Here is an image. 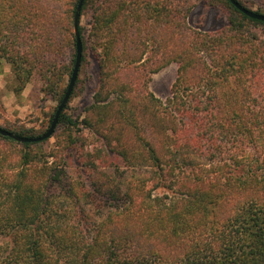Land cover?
<instances>
[{
	"label": "trees",
	"instance_id": "obj_1",
	"mask_svg": "<svg viewBox=\"0 0 264 264\" xmlns=\"http://www.w3.org/2000/svg\"><path fill=\"white\" fill-rule=\"evenodd\" d=\"M78 1L0 0L14 93L35 77L57 102L41 132L0 128L47 131L75 63ZM235 1L264 15V0ZM206 5L226 25H190V0L84 1L71 95L95 78L91 103L79 118L66 104L47 140L0 135V264H264V22ZM171 63L159 99L151 75Z\"/></svg>",
	"mask_w": 264,
	"mask_h": 264
},
{
	"label": "rangeland",
	"instance_id": "obj_2",
	"mask_svg": "<svg viewBox=\"0 0 264 264\" xmlns=\"http://www.w3.org/2000/svg\"><path fill=\"white\" fill-rule=\"evenodd\" d=\"M194 8L189 16L190 25L200 28L203 31H216L227 23V18L220 10L206 5V0H190ZM256 2V1H255ZM253 6L252 10H256ZM85 18L82 19V23ZM177 65L169 64L157 73L151 75L149 83L150 91L159 99H164L170 89L172 82L176 77ZM89 73L95 76L94 68ZM83 75H80L82 78ZM13 76L10 66L0 59V126H23L34 128L36 132H41L47 128V119L51 112L57 106V102L46 97L41 91V82L38 78H32L25 86L23 91L16 95L13 91ZM96 88L95 78L85 83L84 88L77 90L71 95L66 113L75 117H82L85 107L91 103L93 91ZM61 129H56L59 135ZM84 133L89 134L88 131ZM90 135V134H89ZM88 136V135H87ZM55 138H51L47 145L51 148ZM91 146L87 147L82 153L89 151ZM77 168L75 162L67 167L68 177L73 179L77 177Z\"/></svg>",
	"mask_w": 264,
	"mask_h": 264
},
{
	"label": "water",
	"instance_id": "obj_3",
	"mask_svg": "<svg viewBox=\"0 0 264 264\" xmlns=\"http://www.w3.org/2000/svg\"><path fill=\"white\" fill-rule=\"evenodd\" d=\"M85 0H79L77 7H76V11H75V15H74V19H73V32H74V36H75V40H76V58H75V63H74V67L72 70V74L67 86V89L64 93V96L62 98V100L60 101L54 116L51 120V123L47 129V131L42 134L39 137H35V138H24V137H19L16 136L2 128H0V135L3 137H8L11 138L12 140L19 142V143H38L44 140L49 139L55 129L56 126L58 124V119L60 114L62 113V111L64 110L66 104L69 101V98L71 96L77 75H78V71H79V67H80V58H81V53H82V46H81V41H80V36H79V32H78V20H79V16H80V11L82 8V5L84 3ZM230 2L231 5H233L235 7V9H237L239 12H241L243 15H245L246 17L253 19V20H257V21H261L264 22V15H260L255 13L254 11H250L244 7H242L240 4H238L235 0H228Z\"/></svg>",
	"mask_w": 264,
	"mask_h": 264
}]
</instances>
